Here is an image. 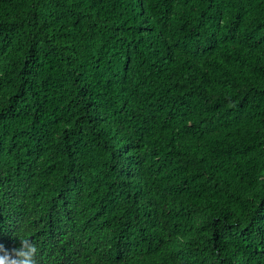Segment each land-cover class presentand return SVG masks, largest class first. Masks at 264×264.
<instances>
[{
	"label": "trees",
	"instance_id": "trees-1",
	"mask_svg": "<svg viewBox=\"0 0 264 264\" xmlns=\"http://www.w3.org/2000/svg\"><path fill=\"white\" fill-rule=\"evenodd\" d=\"M38 264H264V0H0V245Z\"/></svg>",
	"mask_w": 264,
	"mask_h": 264
},
{
	"label": "clouds",
	"instance_id": "clouds-1",
	"mask_svg": "<svg viewBox=\"0 0 264 264\" xmlns=\"http://www.w3.org/2000/svg\"><path fill=\"white\" fill-rule=\"evenodd\" d=\"M17 236L21 241L17 247L9 250L0 245V264H38V244L27 235Z\"/></svg>",
	"mask_w": 264,
	"mask_h": 264
}]
</instances>
